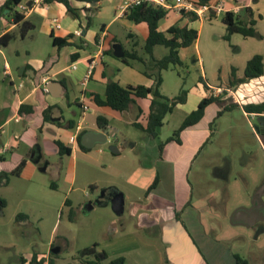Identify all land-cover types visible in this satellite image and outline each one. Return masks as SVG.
<instances>
[{
	"label": "rangeland",
	"instance_id": "rangeland-1",
	"mask_svg": "<svg viewBox=\"0 0 264 264\" xmlns=\"http://www.w3.org/2000/svg\"><path fill=\"white\" fill-rule=\"evenodd\" d=\"M107 5H110L108 0H104L103 6ZM114 15L115 10L109 9L95 12L90 31L100 33L102 25H109ZM223 17L224 14L212 15L206 21V28L199 35L196 44L182 50V65H172L169 70L162 72L161 91L165 96L174 98L182 90L197 94L202 67L207 71L211 84H226L231 68L238 66L243 70L248 58L253 52H258L257 49H252V44L244 42L242 35L234 36L232 41L222 39L227 34ZM40 28L39 23H36L35 31L25 39L20 37L17 30V38L10 46L2 47L5 58L12 65L15 84L13 87L11 79L3 76L5 61L1 57L0 83L3 87L0 94L4 98L14 93L22 82L20 71L26 64L34 65V61L38 59L49 58L52 42L49 36L40 34ZM130 31L131 29L119 23L111 28V33L118 36L119 44L126 50H133L134 42H138L135 50L148 61L132 63L138 69L149 70L155 63L145 52L146 40H132L128 37ZM250 41L253 43V40ZM238 46L242 49L239 53L236 52ZM91 49H95L94 45ZM168 54L169 49L164 46L154 49L156 59H162ZM195 59L198 60L196 63ZM113 113L121 119L108 117L110 124L117 126L133 141L121 153H112L110 148L116 144L114 141L98 144L87 152L78 147L75 158L47 154L39 164L40 167H44L47 161L52 164L46 172L38 170L31 179L9 176L10 185L5 188L0 186V198L8 202L7 207L0 206V264H22L23 259L30 260L34 255L46 257L53 264H85V261L110 264L117 258H124L125 264L160 263V256L165 252L161 240L154 231L138 230L131 204L143 200L144 186L154 181L157 168L162 169V163L157 160L159 145L173 136L185 113L174 109L164 121L157 139H150L143 129L133 125L132 112ZM94 122V118H89L86 126L89 127ZM139 122L142 125L146 123L143 117ZM255 126V118L251 115L245 117L238 107H232L230 111L224 112L222 118L212 121L214 134L196 162L194 171L198 170L200 173L193 174L192 180L198 185V191L199 187L212 191L219 203L216 209H204L212 213L210 220H203L207 231L201 235L202 239L205 240L206 235L220 232L218 238H231L229 246L232 248L238 242L232 240L235 234V239L239 241L247 238L243 245L238 242L242 245L245 256L251 264H264V234L260 237L255 228L232 226L226 218L239 208L252 206L254 195L264 188V149L256 139V135H263L256 132ZM134 144H137L135 148ZM244 146L250 150L252 157L245 163L241 159ZM222 155L232 156L233 172L229 183L213 179L211 173L212 166L223 164ZM156 160L157 164L154 165ZM57 164H63L60 174L57 173ZM142 165L146 174H143L145 170L141 169ZM166 167L170 168L163 171L165 176L168 174L163 190L169 194L172 186L169 174L172 167ZM141 174L144 175L143 178L136 183L137 175ZM73 177L75 181L72 184ZM117 191L125 196L124 212L120 216L116 215L111 204V198ZM67 199L72 205L65 204ZM196 201L197 197L194 199ZM21 214L27 218L24 223L17 219ZM115 225L118 226L117 233ZM190 225L198 228L196 224ZM259 225L264 223L260 222ZM56 248H60L61 252L54 254L52 251ZM250 251L255 254L250 255ZM92 252L96 254H91ZM103 255L107 259H103Z\"/></svg>",
	"mask_w": 264,
	"mask_h": 264
},
{
	"label": "crops",
	"instance_id": "crops-1",
	"mask_svg": "<svg viewBox=\"0 0 264 264\" xmlns=\"http://www.w3.org/2000/svg\"><path fill=\"white\" fill-rule=\"evenodd\" d=\"M124 1L125 0H108L110 5L103 6L104 0H98L97 3L93 4L69 0L72 8L76 10L78 17L71 15L64 4L56 1L53 3H46L45 0H42V3L35 4L33 0H24L20 6L29 8L26 13L21 12L19 6L18 9L25 15V19L32 22L35 29L36 23H39L41 27L40 34L49 36L52 42V49L48 59H38L34 61V65L26 64L25 67L21 69L23 73L20 71V75L23 77V80L19 86L15 88L14 93L8 94L5 98L4 95L0 94V143H2V146H0V157L3 158L0 161L1 187L5 188L10 185L9 176H12L11 173L23 161H25L26 164L18 178L31 179L38 170L40 172H46L52 164L47 161L44 166L45 170H42L44 167H40L39 164L44 160L47 154L62 156L58 146L59 143L71 150L68 156L75 158V151L78 148V136L82 132H100L103 129L98 125V117L106 118L108 120V126H106V128L117 134V137L109 139L108 143H114V141H116L115 145L128 143L129 147L130 143L133 142L131 139L127 138L117 126H112L110 124L108 117L114 116L117 119H121V117L113 113L119 111L113 110L107 106H98L94 100L95 96H99L101 99L105 100L107 86L112 82H117L124 88L139 85L153 87L155 84V78H150L148 76H154L158 73L155 65L149 70L138 69L134 66L132 61H130V65H127L120 59H117L114 54L113 56L107 54V51L113 47V45L120 43L118 36L111 33V28L116 23H119L127 29H131L128 33V37L132 40L137 41L138 38H144L147 41L149 37V28L146 23H134L128 20L125 14L121 12ZM214 1H223L226 10L223 13L224 15L227 12H232L239 15L245 22H254L257 33L256 36L243 37L245 38L244 42H246L247 45L252 44V49H257L256 51L258 52H253L252 56L246 61L243 70L238 66H233L226 84H223V82L217 85L211 84L208 81L207 71L202 67L201 83L200 88L197 87L196 89L197 94H189V92H187L186 102L179 104L175 108L185 113L180 124L178 123L179 126H176V130H178L183 125L186 118L198 108V105L203 99L209 97H216L219 99L217 102L207 107L203 119L197 125L182 132L180 143L176 141L167 143L165 141L160 143V145L163 144V149L160 150L159 148V158L157 160L162 163L161 166L163 170L157 168L154 177V181L158 179L159 182L156 188L149 194L148 191L154 181L144 186L145 191L143 200L132 202L131 204V212L136 218L138 230L140 229L142 232L154 231L161 240L165 252L162 257L160 256L159 264H251L249 258L245 256L242 247V245L245 244L244 242H247V238H243L239 241L235 239V234L232 240L234 239L233 241L235 242H241L242 245H239L237 242V245L232 248L229 246L231 238L226 236L223 237V240H220L218 238L220 232L215 234H211V232V235L205 236V240L202 239L201 235L203 236L207 231L203 226V220H210L209 216L212 213L210 210L204 209L206 207L216 209L219 207V203L216 201L217 199H215V196H213L214 194L212 191H206L202 187H199L198 191V185L193 182L192 176L195 173V175L200 173L198 170L196 172L194 171L196 162L202 151L206 148L208 143L211 142L212 135L214 134L211 122L214 120L217 121L218 118L220 119V117L222 118L224 116V113L219 116L221 111L226 107L234 106L242 110L244 116L247 118L250 115H264V113H248L245 110V107L249 105L264 104V74L259 78L241 83L236 87H230L229 85L234 69H236L237 78L242 79L244 78L245 69L249 60L255 55H261L264 59V0ZM4 2L5 0H0V37L7 32L18 30L17 25L12 23V20L1 15V8ZM108 9L115 10L114 18L110 24L107 26L102 25L100 33L91 32L90 28H88V19L91 18V27L92 15L95 12L99 13L103 10L107 11ZM193 17H195V20ZM210 18H212V16L199 18L194 14L184 13L181 15L171 11L167 12V15L160 21L159 29L162 32H167L173 26L182 28L187 27L196 30L199 38V35H201L206 28V21ZM54 19L59 23L60 29L55 27L53 23ZM79 29L83 31L81 37L75 35V32ZM52 35L54 37L67 39L69 45L58 48L53 44ZM236 35L240 34L233 35L230 41H232ZM224 36H222V39H224ZM96 38H98V40H96ZM250 40H253V43H250ZM196 42L194 44H196ZM79 45L83 48L80 49L78 47ZM92 45L95 47L94 50L91 49ZM192 46L180 50V60L183 58L181 53L182 50L184 51ZM122 47L124 52L129 51L126 50L123 45ZM133 47L134 49L129 52H136L140 58L144 61H148L135 50V48L138 47V42H134ZM237 51L239 53L242 49L238 46L236 52ZM75 54L79 56L74 61L72 60V56ZM17 55H19L18 52ZM1 57H3V61H5L3 64V76L5 78H10L12 86L15 87L12 65L5 58L2 47H0V71L2 70ZM94 57H98V64L92 75L87 78L89 61ZM197 61L198 60L195 59L194 63ZM74 66H76V68H74ZM6 71L8 75H5ZM46 76L52 79L51 83L58 82L60 84L61 88L57 97L53 96L51 93L45 94L43 92L42 82ZM2 87L3 85L0 83V93L2 92ZM217 89H223L224 93L218 95L216 93ZM151 99V97L146 99H135L130 109L121 113L132 112L134 119L133 125L139 124L145 128L148 124ZM22 106H27L28 109H31V112L21 114L20 109ZM48 108H50L51 111L49 120L46 121L44 112ZM85 108H87V110H85ZM141 117L145 119V125L140 124L139 120ZM89 118H94L95 122L88 127L86 125ZM16 119H19V121H16ZM77 127H80V130H78ZM2 138L4 139L3 142L1 141ZM73 138H76V142L74 143L71 141ZM256 139L261 142L264 149V135H256ZM5 146H11V149L3 153L2 151ZM136 146L137 144L133 145L134 148ZM243 149L241 159L245 163L246 161H250L252 157L247 147L244 146ZM222 159L223 164L212 166L211 173L213 174V179L229 183L233 172L232 156L222 155ZM157 160L154 165L157 164ZM143 166L144 165H142L141 169L145 170L143 174H146L147 171ZM166 166L172 167L171 174H169L172 180L169 194L165 193L163 190V187L166 186L165 178L168 175L165 176L163 171L170 168ZM56 168L57 173L60 174L63 164H57ZM143 174L137 175L136 183L143 178ZM132 178L133 176H131V180ZM74 181L75 178L73 177L71 179L72 184ZM117 193L120 192L117 191ZM195 197H197L196 202H194ZM0 199L4 200L3 198ZM4 201L7 203V207L8 202L6 200ZM69 203L72 205L70 200ZM0 206H2V204ZM251 207L252 206L246 208ZM191 210L194 211V213ZM232 214L230 213L226 217L230 223ZM26 220L27 218L25 216L21 218L22 223L26 222ZM190 224H196L198 228ZM252 228L258 230L257 235L260 236L264 234V225L260 226L258 223ZM115 229V233H117V225H115ZM211 229L214 231L213 228ZM239 247L240 249H238ZM58 250L60 253L61 249L58 248ZM91 254L96 253L92 252ZM249 254L253 255L255 252L250 251ZM34 256H37L39 261H44V264H48L49 262L46 257H41L40 255ZM237 256L241 259L239 262L236 258ZM103 259H107L105 255H103ZM31 260L32 258L30 260H25L26 264Z\"/></svg>",
	"mask_w": 264,
	"mask_h": 264
},
{
	"label": "trees",
	"instance_id": "trees-1",
	"mask_svg": "<svg viewBox=\"0 0 264 264\" xmlns=\"http://www.w3.org/2000/svg\"><path fill=\"white\" fill-rule=\"evenodd\" d=\"M24 0H5L2 8L1 15L5 16L9 20H12V23L16 24L18 27L19 35L22 39L26 38L32 31L35 30V26L32 22L25 19V15L19 11V6ZM46 3L59 2L64 4L67 7L68 12L74 17H78L76 10L72 8L69 3V0H45ZM82 2H87L89 4L97 3L98 0H77ZM200 3H206L202 0H198ZM167 10L161 7L148 6L146 4L139 5L134 9L125 13V17L137 24L146 23L149 28V37L146 41L145 52L151 56V59L155 62V68L158 73L154 76L148 75L150 78H155V84L153 87L145 86H128L126 88L119 85L117 82H112L107 86L106 99L103 100L99 96H95L94 100L98 106H107L113 110L119 112H125L130 109L134 104L135 99H151L150 113L148 117L147 127H142L139 124H136L138 128H141L148 134L152 139H157L160 134V129L164 125V120L168 114H171L174 109L179 105L186 102L187 91L182 90L181 93L170 99L164 96L161 93V86L163 83L162 74L163 70H169L170 67L182 65L180 60V50L192 46L198 40V32L194 29H189L187 27L173 26L167 32H162L159 29L160 21L167 15ZM195 20V17H193ZM223 23L226 25L227 34L224 36L226 41H230L231 37L235 34H240L244 37H254L256 36L255 24L254 22H245L239 15H236L232 12H227L223 17ZM91 18L88 19V28H90ZM17 38V34L14 32H7L0 37V47H8L12 41ZM53 44L58 48H63L64 46L69 45L67 39L54 37ZM98 40V38H96ZM118 42V41H114ZM156 46H164L169 49V54L164 58L157 60L153 56V50ZM80 49L83 47L78 46ZM107 54H114V49L111 47ZM78 54L72 56V60L78 58ZM127 65H130V61H140L144 62L142 58L138 56L136 52L131 53L125 51V56L120 59ZM264 74V59L261 55H255L251 60L248 61L244 78L238 79L236 75V69L233 70L232 78L230 80V87H236L237 85L244 83L246 81L259 78ZM219 99L216 97H209L203 99L198 108L193 111L184 121L183 125L174 132L173 136L169 138L167 142L176 141L177 143L181 142L180 136L183 131L188 128H191L197 125L204 117L205 111L208 106L217 102ZM232 107H226L223 111L219 113L221 116L225 111H229ZM31 109H28L27 106H22L20 113H29ZM246 112L248 113H264V104L261 105H249L245 107ZM50 108L44 112V118L46 121L49 120ZM98 125L102 128L108 126V120L104 117H98ZM85 132H82L77 138V145L82 151H89L81 145V139ZM60 148V154L68 155L71 153V150L67 147H64L62 144H58ZM160 150L163 149V144L160 145ZM3 158L0 157V161ZM26 162L23 161L12 173V176L19 177L25 167ZM159 180L156 179L153 185L150 187L148 194L154 190L158 184ZM1 200V199H0ZM2 206L6 207V202L1 200ZM66 205H70L69 200H66ZM25 215H19L17 219H21ZM58 249V248H56ZM107 258V257H106ZM238 262L241 260L239 256L236 257ZM42 260H38L37 256H34L28 264H44ZM85 264H99L96 261H85ZM22 264H26V261L23 259ZM48 264H53L52 261H49ZM110 264H125L123 258H118L111 261Z\"/></svg>",
	"mask_w": 264,
	"mask_h": 264
},
{
	"label": "water",
	"instance_id": "water-1",
	"mask_svg": "<svg viewBox=\"0 0 264 264\" xmlns=\"http://www.w3.org/2000/svg\"><path fill=\"white\" fill-rule=\"evenodd\" d=\"M203 2H208L211 0H202ZM114 56L117 59H122L125 56V52L121 44L113 45ZM21 73H23L21 71ZM60 84L58 82H52L49 85L50 93L57 97L58 92L60 91ZM256 126L255 130L257 133L264 135V115H256ZM117 134L113 133L108 128H103L100 132H86L82 139L81 145L87 149H92L98 144H106L109 142V139L116 138ZM128 147V143L123 145H113L111 146V151L114 154H119ZM45 170V167L44 169ZM264 188L259 190L253 197V203L251 208L242 207L237 209L231 216V224L233 226H244L247 228H252L260 222H264ZM0 200V205H1ZM111 204L116 215L120 216L124 212L125 198L121 193H116L111 198ZM54 254L59 253L58 249L52 251Z\"/></svg>",
	"mask_w": 264,
	"mask_h": 264
},
{
	"label": "built area",
	"instance_id": "built-area-1",
	"mask_svg": "<svg viewBox=\"0 0 264 264\" xmlns=\"http://www.w3.org/2000/svg\"><path fill=\"white\" fill-rule=\"evenodd\" d=\"M35 4H40L42 3V0H33ZM146 4L148 6H154V7H161L168 12L174 11L176 13H179L183 15L184 13H190L194 14L199 18H207L212 15H220L223 14L225 10V5L223 1H208L206 3H200L196 0H125L124 4L121 7V12L125 14L126 12L130 11L131 9H134L135 7ZM29 10L28 7L26 6H20V11L23 13H26ZM53 23L56 28L60 29V25L57 22V20H53ZM83 31L79 29L78 31L75 32V35L77 37H81ZM98 64V57H94L89 61V69L87 73V78H89L95 67ZM76 68V66H74ZM7 71L8 68L6 67ZM5 72V75H8V72ZM51 78L49 76L44 77L43 79V92L45 94H49V85L51 83ZM216 93L218 95H221L224 93L223 89H217ZM87 110V108H85ZM251 117H255V115H251ZM16 121H19V119H16ZM78 130H80V127H77ZM72 143L76 142V138H73ZM11 149V146H5L3 148V153L8 152Z\"/></svg>",
	"mask_w": 264,
	"mask_h": 264
}]
</instances>
